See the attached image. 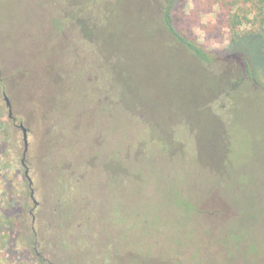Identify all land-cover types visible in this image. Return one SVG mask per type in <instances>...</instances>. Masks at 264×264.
Listing matches in <instances>:
<instances>
[{"label": "rangeland", "instance_id": "obj_1", "mask_svg": "<svg viewBox=\"0 0 264 264\" xmlns=\"http://www.w3.org/2000/svg\"><path fill=\"white\" fill-rule=\"evenodd\" d=\"M175 8L231 72L218 5ZM159 35L152 0H0V264H264V39L218 95Z\"/></svg>", "mask_w": 264, "mask_h": 264}, {"label": "trees", "instance_id": "obj_2", "mask_svg": "<svg viewBox=\"0 0 264 264\" xmlns=\"http://www.w3.org/2000/svg\"><path fill=\"white\" fill-rule=\"evenodd\" d=\"M201 1L203 2L204 7H209L211 4H217L219 14L226 22V26H228L232 31L228 51L231 53V55H233L231 57H233L234 60H230L235 63V67L232 68L231 72H228L226 68L220 70V65L217 62L218 55L216 51H208L203 49L201 45L177 29L175 23V5L177 0H152V27L162 42L163 40L159 35V31H162L163 34L172 41L171 44H168L169 46H166L174 50L164 51H173L181 54L190 65L197 68H203L204 70L209 71H213L215 68H218L219 77L217 83L220 88L218 95H228L226 91L235 89L237 87L236 83L239 84V82H241L240 84H247L252 83L255 80V69L257 68H253V66H251L245 54L232 52L230 49L247 37L256 38L259 43V47L261 48V43L264 39V0ZM243 25L251 26L250 29L252 30L236 32L235 29ZM230 60L227 61L228 63L225 62L227 63L226 66L230 64ZM227 83L228 85L225 87ZM211 98H209L208 101ZM10 119L14 120L15 118ZM5 143V141L1 143L2 147L5 145ZM12 199L13 198H9L7 206L0 209L1 234L10 232L12 228L11 217L13 212L16 210V207H18L17 203L13 202L14 200ZM6 251L17 256L15 252H13V246H7ZM23 259L25 258L17 256L16 260L19 264H21L22 262L20 261Z\"/></svg>", "mask_w": 264, "mask_h": 264}, {"label": "water", "instance_id": "obj_3", "mask_svg": "<svg viewBox=\"0 0 264 264\" xmlns=\"http://www.w3.org/2000/svg\"><path fill=\"white\" fill-rule=\"evenodd\" d=\"M4 101H5L6 106L8 107V118H13L12 117V111H11V108H10V103H9L8 98L6 96H4ZM18 127L20 128V130L22 132V139H23V144H24L23 156H22V159H21V164L23 165L24 164V157H25V154H26V151H27V147H28L27 130L22 124H20ZM24 174H25V177H26V179L28 181V184L30 186L31 185V180H30V178L28 176V171L25 170ZM30 196L32 198V191L30 192Z\"/></svg>", "mask_w": 264, "mask_h": 264}, {"label": "flooded vegetation", "instance_id": "obj_4", "mask_svg": "<svg viewBox=\"0 0 264 264\" xmlns=\"http://www.w3.org/2000/svg\"><path fill=\"white\" fill-rule=\"evenodd\" d=\"M23 167H24L25 170L28 169L27 166H26V163H25V159H24Z\"/></svg>", "mask_w": 264, "mask_h": 264}]
</instances>
